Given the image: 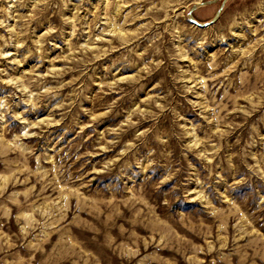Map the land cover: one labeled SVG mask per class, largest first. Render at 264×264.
Returning <instances> with one entry per match:
<instances>
[{"label": "rangeland", "instance_id": "rangeland-1", "mask_svg": "<svg viewBox=\"0 0 264 264\" xmlns=\"http://www.w3.org/2000/svg\"><path fill=\"white\" fill-rule=\"evenodd\" d=\"M0 0V264H264V0Z\"/></svg>", "mask_w": 264, "mask_h": 264}, {"label": "water", "instance_id": "water-1", "mask_svg": "<svg viewBox=\"0 0 264 264\" xmlns=\"http://www.w3.org/2000/svg\"><path fill=\"white\" fill-rule=\"evenodd\" d=\"M215 1H216V0H211V1H208V2H206V3H200V4H196V5H194V6L190 9V11H189V17H190L191 22H192L193 24H195L196 26L200 27V28H207V27L213 25V24L215 23L216 19L218 18L219 14H220V12H221V10H222V8H223V4H224L227 0H224L222 6L219 8V10H218V12H217V14H216V17L213 18V19H212L211 21H209V22L201 23V22L197 21L194 17H192V13H193L197 8H199V7H201V6H204V5L212 4V3H214Z\"/></svg>", "mask_w": 264, "mask_h": 264}]
</instances>
